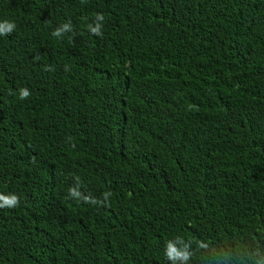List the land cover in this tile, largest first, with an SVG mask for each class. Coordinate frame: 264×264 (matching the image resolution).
Masks as SVG:
<instances>
[{"label": "trees", "instance_id": "obj_1", "mask_svg": "<svg viewBox=\"0 0 264 264\" xmlns=\"http://www.w3.org/2000/svg\"><path fill=\"white\" fill-rule=\"evenodd\" d=\"M3 21L0 264H173L176 236L188 264H259L264 0H0Z\"/></svg>", "mask_w": 264, "mask_h": 264}, {"label": "clouds", "instance_id": "obj_2", "mask_svg": "<svg viewBox=\"0 0 264 264\" xmlns=\"http://www.w3.org/2000/svg\"><path fill=\"white\" fill-rule=\"evenodd\" d=\"M95 19L92 23H89L86 25L87 31L90 32L92 35L97 37H102V27H103V21L105 19L104 15L102 13H95L94 14ZM15 23L11 21H3L0 22V35H9L15 30ZM73 25L71 21L62 23L59 26H57L51 33L52 36L57 38H62L65 33H72L73 32ZM50 70V69H46ZM31 95V92L26 88L22 87L19 89V96L18 98L20 100H26ZM74 185L69 187L68 189V197L75 201H79L85 204L90 205H100L104 206L108 200L109 197L112 195L111 192H105L103 193V199H98L93 197L92 195L84 194L80 191V188L82 186L81 180L79 176L74 177ZM19 204V198L14 194L9 195H3L0 194V209L2 208H15ZM177 241L179 243L183 244V247L178 248L173 241ZM194 239H189V243H184L185 239L181 236H176L172 240H168L166 242L165 248H164V255L167 260H170L173 262V264H176L177 261L180 262V264H188V261L191 258V254L188 251L189 244ZM203 246V245H202ZM251 258V254H248ZM256 255L259 257V264H264V253H261L259 249L257 250Z\"/></svg>", "mask_w": 264, "mask_h": 264}]
</instances>
